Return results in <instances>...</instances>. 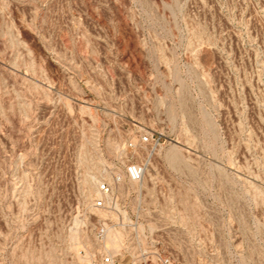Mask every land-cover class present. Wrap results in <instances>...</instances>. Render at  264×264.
<instances>
[{"label":"rangeland","instance_id":"rangeland-1","mask_svg":"<svg viewBox=\"0 0 264 264\" xmlns=\"http://www.w3.org/2000/svg\"><path fill=\"white\" fill-rule=\"evenodd\" d=\"M147 132L188 263L264 264V0H0V264H54L82 177Z\"/></svg>","mask_w":264,"mask_h":264},{"label":"built area","instance_id":"built-area-1","mask_svg":"<svg viewBox=\"0 0 264 264\" xmlns=\"http://www.w3.org/2000/svg\"><path fill=\"white\" fill-rule=\"evenodd\" d=\"M162 146L157 132H147L129 142L120 156L103 158L96 172L82 177L67 235L56 234L50 243L54 264H189L185 206L175 203L167 187L146 183V159ZM92 176L93 192L86 199L84 181ZM75 231L77 241L71 239Z\"/></svg>","mask_w":264,"mask_h":264}]
</instances>
